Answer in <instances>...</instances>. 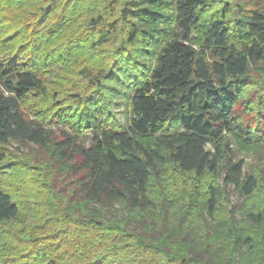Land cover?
<instances>
[{
  "label": "trees",
  "instance_id": "trees-1",
  "mask_svg": "<svg viewBox=\"0 0 264 264\" xmlns=\"http://www.w3.org/2000/svg\"><path fill=\"white\" fill-rule=\"evenodd\" d=\"M258 1L249 11L222 7L202 29L195 49L192 35L211 0H173L172 38L145 75H124L131 85L126 125L116 122L105 103L76 99L84 105L79 117L86 143L65 131L54 139L42 123L27 119L21 109L25 99L54 96L17 55L0 61V163L4 149L18 142L51 144L54 158L67 165L64 175L41 174L44 214L32 226L6 232L0 264H264L263 234L253 235L264 227L261 210L245 214L251 227L238 226L234 217L217 221L218 187L208 185L203 200L193 201L185 186L168 183L183 176L211 177L243 198L258 188L256 177L243 175V162L234 159L226 138L232 132L250 144L255 137L256 127L239 119L236 106L249 70L264 62V0ZM149 11V18H164ZM130 13L121 10L120 31L134 44L141 31L129 22ZM86 23L101 33L98 44L104 43L109 32L100 17ZM143 33L151 42L159 40L156 29ZM119 59L113 58L108 71L89 72V79L100 87L110 77L120 79ZM18 164L34 170L25 160ZM2 169L1 164L0 176ZM20 215L10 194L0 189V225L17 222Z\"/></svg>",
  "mask_w": 264,
  "mask_h": 264
},
{
  "label": "rangeland",
  "instance_id": "rangeland-1",
  "mask_svg": "<svg viewBox=\"0 0 264 264\" xmlns=\"http://www.w3.org/2000/svg\"><path fill=\"white\" fill-rule=\"evenodd\" d=\"M172 3L173 0H0V61L17 55L19 61L32 67L46 85L48 93L54 96V99L47 100L36 96L25 99L21 106L25 117L42 123L53 133L54 139L65 131L77 136L79 143H86L88 133L81 128L79 117L84 105H81L83 101H76L81 98L95 105L105 103L116 122L125 126L129 118L131 85L124 75L133 76L140 72L145 75V67L153 66L155 54L172 38ZM258 3V0H211L200 17L199 31L192 35L193 47H198L202 29L211 19L218 17L222 7L231 5L232 9L249 11L258 7ZM122 9L132 10L127 15L129 22L141 31L134 44L129 43L126 34L120 31L124 24ZM149 10L160 11L164 18H149ZM97 17L101 19L103 31L109 32L105 33L106 41L100 45L98 34L101 33L86 23ZM149 28L159 32L158 41L151 42L145 37L143 32ZM233 43L238 50L241 49L240 44ZM113 58H120L117 62L122 69L120 79L110 77V80L103 81V87L93 83L89 72L108 71ZM90 105L87 104V107ZM236 111L241 121H248L256 127L250 144L243 143L232 132L226 134L234 159L243 162V175H252L258 180L254 195L243 198L234 187L225 189L221 179L211 177L197 181L183 176L179 182L168 179V183L176 189L185 186L186 194H193V201L203 200L205 188L213 184L222 191L216 220L227 222L234 217V222L244 228L253 226L247 223L246 213L261 210L264 214V62L249 70ZM143 142L152 143V140L145 139ZM51 150V144L40 148L18 142H11L4 149L6 159L0 163L3 166L0 189L10 194L21 215L17 222L0 225V241L4 240L9 230L32 226L36 218L44 214L47 191L42 185L43 176H40L49 171L64 175L67 168L66 164L54 158ZM22 160L33 164L34 170H27L18 164ZM168 173L174 172L168 169ZM154 186L157 187L152 183L151 196H156ZM253 232V235L259 237L263 234L264 237V227ZM4 256L0 250V260Z\"/></svg>",
  "mask_w": 264,
  "mask_h": 264
}]
</instances>
